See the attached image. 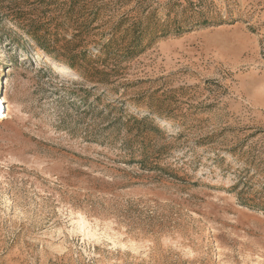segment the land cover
Instances as JSON below:
<instances>
[{
    "label": "rangeland",
    "instance_id": "rangeland-1",
    "mask_svg": "<svg viewBox=\"0 0 264 264\" xmlns=\"http://www.w3.org/2000/svg\"><path fill=\"white\" fill-rule=\"evenodd\" d=\"M0 264H264V0H0Z\"/></svg>",
    "mask_w": 264,
    "mask_h": 264
},
{
    "label": "bare ground",
    "instance_id": "bare-ground-1",
    "mask_svg": "<svg viewBox=\"0 0 264 264\" xmlns=\"http://www.w3.org/2000/svg\"><path fill=\"white\" fill-rule=\"evenodd\" d=\"M6 103V98L2 94H0V121L7 117Z\"/></svg>",
    "mask_w": 264,
    "mask_h": 264
}]
</instances>
